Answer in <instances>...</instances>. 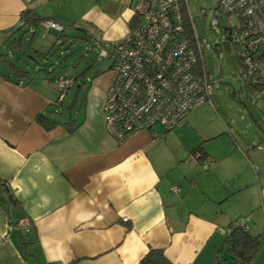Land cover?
Masks as SVG:
<instances>
[{
  "label": "crops",
  "instance_id": "0c3cea01",
  "mask_svg": "<svg viewBox=\"0 0 264 264\" xmlns=\"http://www.w3.org/2000/svg\"><path fill=\"white\" fill-rule=\"evenodd\" d=\"M134 1L0 0V264H144L151 250L169 264H229L236 258L224 238L241 216L260 242L251 264H264V136L248 141L213 103L212 91L210 103L191 110L160 141L144 131L117 143L102 112L112 69L94 75L89 87L84 74L79 83L61 74L73 85L60 99L59 74L24 68L26 49L33 64L45 61L54 41L68 36L122 38L135 20ZM184 8L190 34L191 23L196 27ZM26 9L47 20L28 28L24 53H17L10 44L23 33ZM8 61L27 75L10 76ZM242 67L239 59L240 77ZM257 73L264 80V55ZM247 85L254 103L264 99L260 85ZM39 115L53 124L44 127ZM252 119L264 133L261 118ZM194 151L213 164L203 169L191 159ZM23 217L28 231L9 229Z\"/></svg>",
  "mask_w": 264,
  "mask_h": 264
},
{
  "label": "built area",
  "instance_id": "2783aa9c",
  "mask_svg": "<svg viewBox=\"0 0 264 264\" xmlns=\"http://www.w3.org/2000/svg\"><path fill=\"white\" fill-rule=\"evenodd\" d=\"M187 4L188 0H135L134 23L122 38L105 41L87 34V41L98 48V58L112 59L114 77L102 112L104 128L117 143L144 131L151 132L153 141H160L163 132L183 123L191 110L210 103L212 85L202 62L201 44L193 24L188 34L183 23L181 7ZM217 8L240 19V25L226 29L225 39L243 65V81L260 85L258 97L264 95V80L257 73L258 60L264 55V0H218ZM188 17L191 20L192 15ZM45 24L61 29L55 22ZM210 25L216 29V17ZM55 83L60 99L73 85L65 75L58 76ZM191 159L203 169L213 164L197 151ZM247 221L234 220L227 231L232 227L248 229ZM13 228L28 231L30 221L23 217L9 226Z\"/></svg>",
  "mask_w": 264,
  "mask_h": 264
},
{
  "label": "rangeland",
  "instance_id": "374dc122",
  "mask_svg": "<svg viewBox=\"0 0 264 264\" xmlns=\"http://www.w3.org/2000/svg\"><path fill=\"white\" fill-rule=\"evenodd\" d=\"M217 7L218 0H188V9L192 14L201 43L202 60L207 76L212 81L211 99L214 104H217L219 110L222 108L225 113L226 109L231 119L241 125L243 135L248 141L257 143L264 133L255 124L252 115L255 118H261L259 125L264 127V115L258 117L259 111H264V99L253 102L248 85L237 74L239 59L235 49L225 39L226 29L240 25V19L234 14L223 13ZM214 17L218 22L215 30L210 25ZM53 45L45 61L38 60L34 64L28 57L33 56L32 51L26 49L24 60L29 66H22L25 69L37 70L36 67L39 65L49 71V74L55 73L57 76L65 73L75 78L78 83L82 80L80 75L84 73L83 80L87 87L92 84L93 76L97 73L101 75L111 73L112 59L110 57L98 58V48L93 47L88 41H75L73 37L68 36L62 42L54 41ZM67 102L68 99H66L65 107ZM244 217L246 216H241V218ZM228 263L240 264L235 259H229Z\"/></svg>",
  "mask_w": 264,
  "mask_h": 264
},
{
  "label": "trees",
  "instance_id": "16d2710c",
  "mask_svg": "<svg viewBox=\"0 0 264 264\" xmlns=\"http://www.w3.org/2000/svg\"><path fill=\"white\" fill-rule=\"evenodd\" d=\"M181 13L183 18L184 26L187 28L189 32V23L186 15V9L184 6L181 7ZM47 20V18L41 16L33 9H26L21 14V25L18 30H23V33L19 38L15 39L10 45L17 53H24V47L22 43V36L24 33L28 31L29 27H35L40 22ZM62 33L58 34V37H61ZM82 39H85L83 36ZM5 62V61H4ZM6 66L10 72V76L19 79L23 78L27 75L28 71L23 69L22 67L16 65L15 63L8 61L6 62ZM84 74V73H82ZM259 89L261 86H258ZM37 121L44 125V127L48 128L53 124L51 120H49L44 115H39L37 117ZM233 221L229 223L230 227ZM15 225V224H13ZM224 242L228 247L229 252L236 260L239 261L240 264H251V260L257 253L260 242L258 241L256 236L251 235L248 232V229H244V227H232L231 230L226 231ZM142 263L144 264H169V261L163 256L162 252L159 250H151L147 255L142 259Z\"/></svg>",
  "mask_w": 264,
  "mask_h": 264
}]
</instances>
